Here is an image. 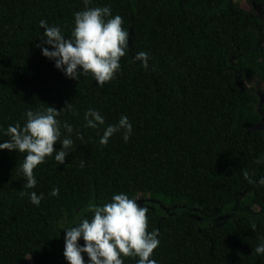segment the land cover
<instances>
[{
    "label": "trees",
    "instance_id": "trees-1",
    "mask_svg": "<svg viewBox=\"0 0 264 264\" xmlns=\"http://www.w3.org/2000/svg\"><path fill=\"white\" fill-rule=\"evenodd\" d=\"M235 1L0 0V139L26 109L49 104L61 109V137L73 140L63 163L49 155L36 165L32 189L19 173L25 153L0 149V264H68L62 227L114 192L148 208L146 230H159L150 258L160 264H264L254 251L264 237V185L244 176H264V101L253 86L264 76V26L253 3ZM256 3L264 15V0ZM105 4L129 31L120 70L103 85L90 73L65 76L36 46L38 21L70 36L74 11ZM140 50L146 67L133 60ZM89 107L105 125L125 114L128 140L116 132L100 144L105 125L85 127ZM53 187L59 193L49 196ZM30 191L45 194L39 205Z\"/></svg>",
    "mask_w": 264,
    "mask_h": 264
},
{
    "label": "clouds",
    "instance_id": "clouds-1",
    "mask_svg": "<svg viewBox=\"0 0 264 264\" xmlns=\"http://www.w3.org/2000/svg\"><path fill=\"white\" fill-rule=\"evenodd\" d=\"M87 3V0H85ZM43 28V39H38L37 47L42 55L54 61V66L71 79H78L91 74L98 85L114 78L120 70V57L124 55L129 31L122 27V17L111 14V8L102 6L85 7L73 13L71 35L62 34L61 27L48 24L45 19L38 21ZM50 45L51 47H46ZM149 54L137 51L133 60L147 66ZM43 110L26 109L24 123L19 121L8 124L4 129L7 139H0V149L16 150L25 153L19 165V173L24 177L23 187L32 189L37 184L33 169L51 155L57 163H63L68 149L72 145L71 135L61 137V122L56 119L60 110L47 104ZM70 106L67 103L64 107ZM85 127L97 128L105 125V117L96 108L84 111ZM66 133L73 131L71 123L64 121ZM132 124L121 113L115 124L104 126L98 142L106 144L110 136L121 133L124 141L128 140ZM79 136V132L76 133ZM59 139L60 147L54 149V142ZM259 159V157H258ZM83 164V161H81ZM249 183L264 185V176L253 180L244 173ZM59 193L53 187L49 196ZM23 194V193H22ZM44 193H28L29 200L39 205ZM90 213L81 215L79 213ZM148 208L139 204L125 192H114L110 200L95 203L89 200L80 210L70 226L64 229L63 255L68 264H123L124 256H137L135 264H160L150 258L153 249L159 244L158 229H147ZM252 227H255L253 222ZM82 238L84 243H78ZM254 251L264 254V237L256 244ZM86 253L88 259L82 257Z\"/></svg>",
    "mask_w": 264,
    "mask_h": 264
},
{
    "label": "flooded vegetation",
    "instance_id": "flooded-vegetation-1",
    "mask_svg": "<svg viewBox=\"0 0 264 264\" xmlns=\"http://www.w3.org/2000/svg\"><path fill=\"white\" fill-rule=\"evenodd\" d=\"M253 3V2H252ZM254 4V3H253ZM257 6V10L259 11V14L256 16V18L259 19V27L264 26V15H263V11H262V6L258 5L257 3L254 4V8L256 9ZM264 35V32H263ZM264 39L262 40V46L264 47ZM263 74H264V68H263ZM263 78V80H262ZM261 79L256 78L255 80H253V86L255 87L254 92L257 93L260 98L264 101V76ZM244 84L247 85V87H250L252 84H249L248 82H243Z\"/></svg>",
    "mask_w": 264,
    "mask_h": 264
},
{
    "label": "rangeland",
    "instance_id": "rangeland-1",
    "mask_svg": "<svg viewBox=\"0 0 264 264\" xmlns=\"http://www.w3.org/2000/svg\"><path fill=\"white\" fill-rule=\"evenodd\" d=\"M235 2H239L240 3V5L244 8V9H249V6H250V8L251 7H253V4H252V2L254 3V4H256V0H236ZM249 3L248 5H247V3ZM258 8H257V6H256V10H257ZM258 128H264V125L263 124H260L259 125V127ZM141 199V198H140ZM141 200H143V198L141 199Z\"/></svg>",
    "mask_w": 264,
    "mask_h": 264
}]
</instances>
